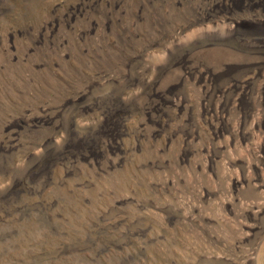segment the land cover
<instances>
[{
    "label": "rangeland",
    "instance_id": "obj_1",
    "mask_svg": "<svg viewBox=\"0 0 264 264\" xmlns=\"http://www.w3.org/2000/svg\"><path fill=\"white\" fill-rule=\"evenodd\" d=\"M240 5L0 0V264H264L263 53L218 39L264 21Z\"/></svg>",
    "mask_w": 264,
    "mask_h": 264
},
{
    "label": "bare ground",
    "instance_id": "obj_2",
    "mask_svg": "<svg viewBox=\"0 0 264 264\" xmlns=\"http://www.w3.org/2000/svg\"><path fill=\"white\" fill-rule=\"evenodd\" d=\"M247 1H249V4L248 5H246V2ZM237 4H242V6L240 5L241 6V9H248V10L260 9L261 11L264 12V0H237ZM256 25H257V29H255V31H252L254 33L251 32L250 34H243V35H241V33L238 32L239 31L238 30V27L240 26V24H239V22H236L235 23V27H233L231 25L229 26V31H227V33L225 31L219 33V35H221V36L218 39L220 40L221 37H227V38H232V39L240 40L241 37L248 36L245 39H247L249 42H251L252 44H259V45H261V47L260 46H259V48L257 47L258 48L257 50L260 51V52L262 51L263 54H262L261 57L257 58L256 59V62L254 64H252L250 67H252L253 68V71H254L253 72V77L254 78L255 77L260 78L263 81V84H264V42H263V40H264V21L257 19L256 20ZM250 36H254V37H257V38H254L253 39L254 41H253L251 38H249ZM223 66H224V70H222V72H220L219 74H216L215 72H212L208 68H206V72H204V73L198 72L197 75H198L199 81H201V80H207L212 85V83H216L219 78H224V77L228 76L232 72L231 71L232 69L235 70V69H237L239 67V66H236V68H234V67H232L229 64L228 65L225 64ZM251 81H252V78L248 79L247 81H243V84L241 85V89L245 91V88H247L248 84L250 85ZM234 83H237V82H234ZM228 89H227V91H228Z\"/></svg>",
    "mask_w": 264,
    "mask_h": 264
}]
</instances>
